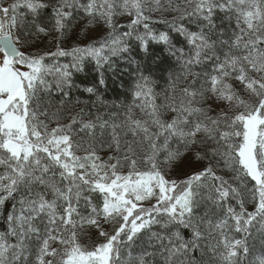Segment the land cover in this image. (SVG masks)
Wrapping results in <instances>:
<instances>
[{
    "label": "snow or ice",
    "instance_id": "1",
    "mask_svg": "<svg viewBox=\"0 0 264 264\" xmlns=\"http://www.w3.org/2000/svg\"><path fill=\"white\" fill-rule=\"evenodd\" d=\"M0 226V264H264V0H0Z\"/></svg>",
    "mask_w": 264,
    "mask_h": 264
},
{
    "label": "trees",
    "instance_id": "2",
    "mask_svg": "<svg viewBox=\"0 0 264 264\" xmlns=\"http://www.w3.org/2000/svg\"><path fill=\"white\" fill-rule=\"evenodd\" d=\"M154 27L158 30H166L165 26L162 24H156ZM140 31H143L142 27L140 28ZM52 50H54V48ZM48 62L51 63L53 61L50 60ZM54 62L59 63V64H66V63L70 64L71 63V57H58V58H55ZM92 75H94V74L90 73L86 79L85 74H83V73L77 74V77H78L77 83H80L81 81H85V83H87L91 79ZM117 92L121 93V95H120L121 100L125 99V96L123 95L124 89H121L118 86H110L109 89L107 90L106 94H105V99H107V100L116 99ZM74 95H79V93H76L74 91ZM80 98L81 99H88V96H87V94H84ZM0 227H2V226H0ZM249 243H250V247L253 248V256L249 257V259H253L254 257L259 256L262 252H264V244H262V238L259 237L258 235L255 239L250 240ZM205 259H207V257Z\"/></svg>",
    "mask_w": 264,
    "mask_h": 264
},
{
    "label": "rangeland",
    "instance_id": "3",
    "mask_svg": "<svg viewBox=\"0 0 264 264\" xmlns=\"http://www.w3.org/2000/svg\"><path fill=\"white\" fill-rule=\"evenodd\" d=\"M157 16H158V14H157ZM155 18H156V17L154 16V19H155ZM103 35H104V33H97L96 36H95V38H96V39H100Z\"/></svg>",
    "mask_w": 264,
    "mask_h": 264
}]
</instances>
